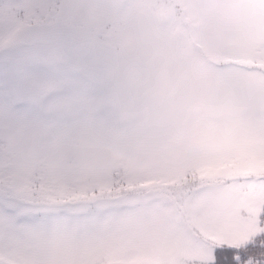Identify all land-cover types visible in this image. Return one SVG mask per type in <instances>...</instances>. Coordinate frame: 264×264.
Masks as SVG:
<instances>
[{
	"label": "snow or ice",
	"instance_id": "1",
	"mask_svg": "<svg viewBox=\"0 0 264 264\" xmlns=\"http://www.w3.org/2000/svg\"><path fill=\"white\" fill-rule=\"evenodd\" d=\"M0 264H264V0H0Z\"/></svg>",
	"mask_w": 264,
	"mask_h": 264
}]
</instances>
